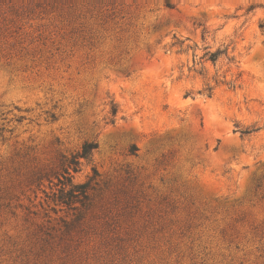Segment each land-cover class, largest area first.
Wrapping results in <instances>:
<instances>
[{
	"label": "rangeland",
	"instance_id": "obj_1",
	"mask_svg": "<svg viewBox=\"0 0 264 264\" xmlns=\"http://www.w3.org/2000/svg\"><path fill=\"white\" fill-rule=\"evenodd\" d=\"M0 264H264V0H0Z\"/></svg>",
	"mask_w": 264,
	"mask_h": 264
},
{
	"label": "trees",
	"instance_id": "obj_2",
	"mask_svg": "<svg viewBox=\"0 0 264 264\" xmlns=\"http://www.w3.org/2000/svg\"><path fill=\"white\" fill-rule=\"evenodd\" d=\"M221 52H208L206 54L209 55V60H211L213 63H216ZM114 115L117 114V110H113ZM98 148V144L93 142V143H85L84 146L82 147L81 151L74 156L73 160L71 161L70 165L73 167L74 171L78 170V167L80 165V160L84 159L86 161H90L93 158V154L95 150Z\"/></svg>",
	"mask_w": 264,
	"mask_h": 264
}]
</instances>
